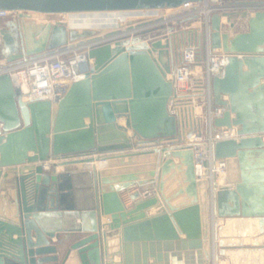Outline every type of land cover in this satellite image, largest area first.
Returning <instances> with one entry per match:
<instances>
[{"label":"water","instance_id":"95a60500","mask_svg":"<svg viewBox=\"0 0 264 264\" xmlns=\"http://www.w3.org/2000/svg\"><path fill=\"white\" fill-rule=\"evenodd\" d=\"M202 1L0 0V10L18 12L0 18V57L11 62L52 52L104 30L68 28L32 13L133 11ZM174 35L165 42L134 37L92 47L85 77L55 103L23 100L10 74H0V264H149V258L152 264H212L208 161L203 153L198 178L200 144L180 143L179 123L168 110ZM208 40L215 105L226 107L214 120L220 136L214 142L219 254L229 264H264V9L212 14ZM167 53L173 58L167 60ZM134 144L152 148L110 154ZM107 159L108 166L96 173L56 170L58 164ZM37 166L40 176L33 179ZM151 183L159 195L135 192L127 209L120 192ZM160 196L163 208L147 215ZM101 214L110 217L103 222ZM236 235L254 238L245 245ZM117 254L122 257L115 262Z\"/></svg>","mask_w":264,"mask_h":264},{"label":"built area","instance_id":"2783aa9c","mask_svg":"<svg viewBox=\"0 0 264 264\" xmlns=\"http://www.w3.org/2000/svg\"><path fill=\"white\" fill-rule=\"evenodd\" d=\"M175 8L194 9L196 18L200 19L197 21L200 25L197 26V29H190V31L196 32L192 33L193 38L186 36L184 43H181L180 38L176 43L174 42L175 60L171 71L167 74V78L173 83L174 92L169 99L168 110L177 118L179 123L183 137L180 143H199L204 152L207 153V171H209L211 162V164H217L214 157V142L220 137L214 132V120L216 117H222L226 111L224 105H215L213 95L211 60L213 55L210 52L208 40L210 16L216 12L248 11L254 14L255 11L264 9V0H204L202 2L184 3ZM154 10L122 11L130 13L127 19L140 18V21L129 24L126 20L117 30L104 28L105 31L103 30L97 35L85 38L80 42L68 43L65 47L52 52L26 56L11 62L0 57V74H10L13 84L23 100L48 99L55 103L67 93L73 82L85 77L87 69L93 63V59L88 54L92 47L134 37L139 39L138 42H149L158 38H162L165 42V36L172 33L175 34L176 39L178 32L169 34L154 32L157 27L164 26L162 21L154 19L155 16H146V12L151 13ZM95 13L107 14L109 12L58 13L62 18L57 20L64 21L69 15L86 17ZM17 14L18 12L0 10V18L17 16ZM194 33L196 34L195 37ZM154 56L157 57V52H154ZM169 56L173 58L172 53ZM204 132H206L205 135ZM190 137L192 138L191 141L186 140ZM200 160L201 158L196 154V166L201 164ZM51 162L45 163V169L50 170ZM214 198L215 193L211 194V210L214 206ZM211 217L213 219L214 215ZM212 264H214L213 261Z\"/></svg>","mask_w":264,"mask_h":264},{"label":"rangeland","instance_id":"374dc122","mask_svg":"<svg viewBox=\"0 0 264 264\" xmlns=\"http://www.w3.org/2000/svg\"><path fill=\"white\" fill-rule=\"evenodd\" d=\"M129 14L130 13H125L122 11H114L111 13L109 12L107 14L95 13V14H92L96 17L94 20H86L84 22L79 23L77 26L85 25V27L91 26V27H95V28H101L102 26H106V25L108 26L114 22H119V24L115 26V27H119L120 23H124L126 20H128L127 18H128ZM195 14L196 13L194 12V9L182 10L180 8H172V9L162 8L159 11H157V9H155L151 13L146 12V16H148V17L149 16H151V17L155 16L154 17L155 20L163 22V25H164L163 27L159 26L156 29H154V32H157V34H165V33L169 34L171 32H178L176 35V39H175V36L173 37V43L174 42L176 43L178 38H180L181 43H184L186 36H191L193 38L192 33L195 31H190V29L191 30L197 29V26L200 25V23L197 22L200 19H197L196 18L197 16H195ZM33 15L37 18L42 17L40 19H44V20H49V19L50 20H57V19L62 18V16L59 14L40 15L39 13H34ZM223 18H227V17L224 16ZM0 20H3V19H0ZM71 24L75 25L76 23L70 22V24H67L68 28H70L69 26H71ZM76 28L78 29V27H76ZM195 33H194V37L196 35ZM232 34H234L233 30H232ZM166 59L167 60L171 59L168 54L166 56ZM205 133L206 132H204V135H205ZM220 224H222L221 220L219 221V225H218L217 231H216L218 234H219ZM235 238H240L242 240L243 244H245V245H251L254 236L236 235ZM246 238H249L250 240L248 242H246L245 241ZM216 250H217V255L220 256L218 242H217V249ZM220 257L223 261V264H229L230 263L227 258L222 257V256H220ZM242 258L244 261H249L244 256H242Z\"/></svg>","mask_w":264,"mask_h":264},{"label":"crops","instance_id":"0c3cea01","mask_svg":"<svg viewBox=\"0 0 264 264\" xmlns=\"http://www.w3.org/2000/svg\"><path fill=\"white\" fill-rule=\"evenodd\" d=\"M226 20H227L226 18L225 19L222 18V21L223 22H226ZM237 26L240 27L241 25L238 24ZM231 35H233V34H231ZM167 54H166V56H167ZM166 56H165V58H166ZM244 69H247V66L246 65L244 66ZM261 83H264V79H262ZM224 98L227 99L228 97L227 96H224ZM119 123L120 124H124L125 123L124 119H119ZM237 128H239V127H237ZM132 133L133 132L131 130L128 132L129 135H132ZM148 148H152V147H143V148L140 147L139 148L138 145H135L134 144L133 147H131L129 150L120 151V152H114V153H110V154H120L122 152H129V151L132 152V151H138V150H146ZM30 154H33V152H30ZM98 156H100V155H98ZM161 157H162V155H159V159ZM123 160H125L126 162H128L129 161V157L128 156H125L123 158ZM56 162H58V161H56ZM95 162L97 164L96 168L92 166V163H80V164H83V166H85L82 169H92L93 171H95V173L96 172H99L102 168H105V167L108 166V159L107 160H100V161L97 160ZM157 162H159V160ZM77 164H79V163H77ZM84 164H86V165H84ZM69 165H75V164H69ZM65 166H67V165H65ZM56 170H57V172H63V171H74V170H80V169H66V168L63 167V165H61V166L59 165V166L56 167ZM147 190H150L152 192H156V190H157L156 184L151 183V184H147V185H145L143 187L139 186L138 184H135L133 186H130L127 189L122 190L120 192V196H121V199H122L123 203L125 204L126 208L129 209V208H131V206L135 202L134 199H131L130 195L133 194V193H135V192H139L140 193V197H145L143 193L145 191H147ZM161 208H163V203H160V204L158 203V204H156L154 206H151V207L146 208L145 209V212H146L147 215H151V214L157 212L158 210H160ZM106 217H110V215L101 214V220L103 222L106 219ZM218 225H219V223H218ZM107 229H109V226H106V227L103 228V230H107ZM216 231H217V229L215 227L214 228L213 227L211 228V239L212 240L214 239V244L212 245V253H213L212 261L213 262H218V264H223L222 259L221 258H218V255H217V250L216 249H217V242H219V235H218V233ZM249 240H250L249 238H246L245 239L246 242H248ZM121 257L122 256L120 254H117L115 256L114 261L115 262L120 261L121 260ZM153 262H154V259L153 258H149V264H152Z\"/></svg>","mask_w":264,"mask_h":264},{"label":"bare ground","instance_id":"6f19581e","mask_svg":"<svg viewBox=\"0 0 264 264\" xmlns=\"http://www.w3.org/2000/svg\"><path fill=\"white\" fill-rule=\"evenodd\" d=\"M32 14H34V13H32ZM39 14L40 15H46V13H39ZM59 14H62V13H59ZM40 18H42V17H40ZM95 18L96 17L94 15H90V16H86V17L85 16L84 17H80V16H76V15H69V16H66L64 22H66V24H70V22L76 23L75 25L74 24H71V26H69L70 28H76V27H78V29H82V28H95V27H91V26L85 27V25H79V26H77L81 22H84L86 20H94ZM118 24H119V22H114V23H112V24H110L108 26L107 25L106 26H102L101 28H103V29L104 28H113V29L117 30L119 27H115V26L118 25ZM121 24H123V23H120V25ZM230 32L232 34V30H230ZM191 139L192 138L190 137V139L187 138L186 140L191 141ZM203 153H205L204 152V149H202L201 148V145H200V152H198L196 154L198 155V157L201 158V156H202ZM205 155H207V153H205ZM210 159H211V156H210ZM211 163H210L209 171H207V176H206V179H207V191H208V203H209V205H208V208H209V211H208L209 212L208 213V221H209L210 230H211L212 227L213 228L215 227L217 229L218 223L220 221V219L216 216L215 200H214L213 209L211 210V208H212L211 194H214L215 191H216V189L219 187V182H220V171L219 170L220 169L218 168V166H216L217 164L215 165L214 163L213 164H211ZM59 165L60 164H58L57 166H59ZM84 165H86V164H84ZM92 166L93 167L94 166H97L96 162L92 163ZM63 167L66 168V169H82L85 166H83V164H80L79 163V164H75V165H67V166L63 165ZM196 168H197L196 170H197V176H198V178H202L203 172H204V169H203L202 165L201 164H197ZM31 175H32V178L33 179H38L39 178V176H40L39 166L31 169ZM155 193L156 194L158 193V195H159V192L157 190H156V192H152L150 190H147L143 194L146 197L148 195H153ZM160 200L161 201L159 202V204L160 203H163V206H164L165 205V202H164V200H162L161 196H160ZM2 205L4 206V203H2ZM211 215H214V218L213 219H212ZM107 218H109V217H106V219ZM210 239H211V235H210ZM213 244H214V239L213 240L211 239V247H212ZM212 256H213V254H212ZM218 258H221V257L218 255ZM213 263L214 264H218V262H213Z\"/></svg>","mask_w":264,"mask_h":264}]
</instances>
